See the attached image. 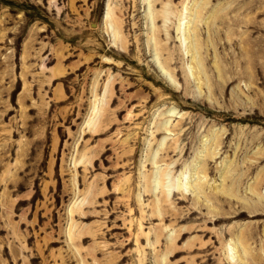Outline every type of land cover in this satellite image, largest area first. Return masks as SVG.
<instances>
[{"label": "rangeland", "instance_id": "obj_1", "mask_svg": "<svg viewBox=\"0 0 264 264\" xmlns=\"http://www.w3.org/2000/svg\"><path fill=\"white\" fill-rule=\"evenodd\" d=\"M0 264H264V0H0Z\"/></svg>", "mask_w": 264, "mask_h": 264}, {"label": "bare ground", "instance_id": "obj_2", "mask_svg": "<svg viewBox=\"0 0 264 264\" xmlns=\"http://www.w3.org/2000/svg\"><path fill=\"white\" fill-rule=\"evenodd\" d=\"M150 9V8H149ZM164 13V12H163ZM184 15V14H183ZM166 16V15H165ZM167 18V17H166ZM183 19H182V17L181 18H179V20H178V25H177V31H178V34L180 35L181 33L183 34ZM112 26V25H111ZM185 33V32H184ZM116 35V34H115ZM117 36V35H116ZM183 36H185V35H183ZM184 38V37H183ZM193 47V45L192 46H190V48L188 47V51L190 50L191 51V48ZM190 53V52H189ZM196 58V57H195ZM195 62L197 63V65H199V63L195 60ZM206 152V151H205ZM211 154V153H210ZM215 156H217L216 155V153H214L213 155H209V158H211V159H214V157ZM157 157H156V155H151V157H150V160L151 161H154L155 162V159H156ZM200 160H202V159H200ZM187 172H188V167H184V168H182L181 169V172H180V175H178V177L176 178V179H170V177L172 178V176H171V174L170 173H168V172H162V173H156V176H154V177H157L158 175L160 176V179L162 180H160V183L158 182V184H160V186L162 187L163 186V188H164V190H165V188H170V189H172L173 190V188H175V189H178L179 191H181L182 193H183V195H185V193L183 192L187 187H189V186H187V182H186V175H187ZM149 181V180H148ZM167 181V182H166ZM154 182V181H153ZM156 183V182H155ZM203 184V183H202ZM201 184V182H199V183H197V184H195V187H193V185L191 186V188L190 189H192L193 190V193H197L198 191V193L199 194H197V197L200 199V197L201 196H199L200 194H202L204 191V188H203V185ZM153 187H154V185H153ZM159 187V186H158ZM150 189V188H149ZM169 189V190H170ZM153 190V189H152ZM187 190V189H186ZM185 190V191H186ZM203 191V192H202ZM223 219H220V220H218V221H216V222H221ZM231 234H232V237H233V239H234V242L235 243H232L233 244V247H232V244L230 245V247L228 248V251L229 252H233V251H235L236 250V248L238 247V246H240V245H243L244 243H247L248 242V239H247V236H248V234H243L242 236H235V233H234V231L233 230H231ZM227 251V252H228ZM228 252V253H229ZM238 254V253H237ZM247 251L245 252V255L247 256Z\"/></svg>", "mask_w": 264, "mask_h": 264}]
</instances>
